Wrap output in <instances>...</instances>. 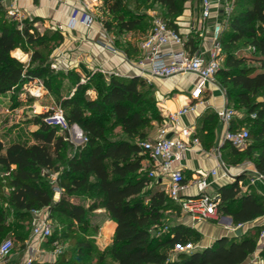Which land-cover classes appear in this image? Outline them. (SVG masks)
Returning <instances> with one entry per match:
<instances>
[{
  "label": "trees",
  "instance_id": "1",
  "mask_svg": "<svg viewBox=\"0 0 264 264\" xmlns=\"http://www.w3.org/2000/svg\"><path fill=\"white\" fill-rule=\"evenodd\" d=\"M154 1L164 9L162 19L167 25L179 30L177 17L183 13L186 0ZM103 2L102 21L107 31H132L142 24L144 16L133 13L126 0ZM40 19L18 21L9 16L0 0V94L19 96L35 79L54 90L56 71L40 50L48 47L50 38L35 27ZM195 33L185 40L192 52L199 48L200 34ZM219 41L223 64L216 76L229 106L237 112L230 127L242 128L240 113L254 124L245 149L224 142V159L233 156L237 158L233 163H238L246 157L264 175V96L253 99L264 94V0H236ZM23 45L32 52L28 64L11 54L14 50L18 56L20 51L15 49ZM138 50L140 53V47ZM125 52L129 55L127 49ZM90 89L98 93L97 97L87 95ZM153 89V83L140 75L93 74L85 83L78 81L76 93L59 101L69 124L82 128L85 141L76 144L68 131L60 132L59 127L47 124V113L34 116L38 128L31 133L32 142L6 145L0 138V240L7 232L26 240L33 210L48 207L51 213L69 221L64 233L71 239L70 249H74L69 250V256L68 250H63L48 264H244L257 251L264 258V244L258 242L261 227L218 237L202 248L177 252V246L199 242L202 233L194 226L176 222L166 234H154L172 205L182 209L160 187L158 178L151 185L148 173L153 166L143 163L150 156L141 142L149 138L152 119L162 120ZM111 119L120 126V137L108 135ZM218 121L214 111L202 118L209 130ZM51 171L59 172L56 186L62 195L58 200L53 196L55 186L48 180ZM220 193V211L231 215L235 225L264 215V194L240 193L238 180L222 186ZM74 194L86 202L71 201L69 197ZM99 208L116 223L112 241L105 249L97 246L93 237L100 228L92 226L90 220ZM61 238L53 229L45 239L46 245L53 247L54 240L61 242ZM95 248L100 249L98 258L86 260Z\"/></svg>",
  "mask_w": 264,
  "mask_h": 264
},
{
  "label": "rangeland",
  "instance_id": "2",
  "mask_svg": "<svg viewBox=\"0 0 264 264\" xmlns=\"http://www.w3.org/2000/svg\"><path fill=\"white\" fill-rule=\"evenodd\" d=\"M61 2H65L66 0H60ZM73 2H70L69 6L67 7V10L69 11V16L72 14L73 11H79L83 12L86 10L91 14L93 17V26H99L100 29L107 35V37L110 40V43L115 46L117 49H119L121 52H125V49L129 51V55H127L131 59H137L140 57L138 48L141 47L142 41L145 39V37L150 33L152 30L155 21L157 18H163L165 16L164 9L157 4L154 0H126L127 4L130 6L133 13H137L141 16H144L142 24L132 31H124L119 33L116 29L113 31H107V29L103 25V19L104 14L102 12V8L104 7L103 0H72ZM2 2H5V6L7 9L9 6H11V0H2ZM39 0H34V4L38 5ZM136 4H141L142 7H136ZM200 0H186L184 2V9L183 13L177 17V22L179 29L181 27V24H179L180 21L183 22V27L181 28H188L191 24V15L195 14V10L199 8ZM17 8L19 9L17 15H12L9 12V16L13 17L14 19L18 21H22L24 19H32L35 17L34 14L28 13L25 11V9H22L20 5V0H17ZM38 17V16H37ZM41 19L35 23V27L41 32L48 34V38H50V41L48 43V47L44 49H40L44 57L46 58L47 62L51 63V66L56 71V76L54 77V90L50 91L48 90L45 85L43 84L41 79H35L30 83H27L25 86L24 91L19 96H12L10 93L0 94V138L4 141L6 145L10 144L13 141H28L32 142V131L36 130L38 128V125L34 123V116H38L44 112H48L49 110H52L53 108H56L58 105H60V100H62L64 97L71 96L74 93H76V88L78 85V81L80 83H85L88 81V79L93 74H98L102 72L104 75L108 76L110 72H113V69H107L105 68H97V67H89L86 64V55L85 51L88 49V45L85 44L84 38H87V32L82 31L81 29L71 30L68 32L65 30V28H61V25L63 22H58L51 17H40ZM190 23L189 25H187ZM183 29L181 35H186L187 37H190L193 34H196L192 31H185ZM181 31V30H180ZM179 31V32H180ZM197 35V34H196ZM202 36L198 35L197 40L198 42H202ZM98 43V42H97ZM99 44V43H98ZM37 48V47H36ZM250 47H247V50H249ZM212 49H213V43H212ZM15 50H19V54H23L22 57L16 56L11 51V54L17 58H19L21 61L25 62L26 64L29 63L32 52L30 50H27L26 46L23 45L22 47L16 48ZM221 55V53H220ZM75 60V62L73 61ZM223 64V60L221 59L220 65ZM117 73V72H115ZM118 74V73H117ZM215 83L220 85L219 78L215 77ZM37 85L40 87L46 88L48 92L45 91L39 92L37 91ZM190 84H187V88H190ZM221 86V85H220ZM222 87V86H221ZM37 88V89H36ZM153 93L154 96H156V99L158 101V109L160 114L162 115V120L157 121L155 119H152L154 123V127L152 128L151 132L158 131V136L161 134L162 129L168 130L171 123H173L176 120L170 119V114L166 112L165 107V99H168L169 97L173 96L174 91L172 90L169 93L163 94V96H159L158 94V88L153 83ZM223 88V87H222ZM224 90V88H223ZM34 91H37V93H34ZM30 95L34 96V99L30 98ZM87 95L91 98L97 97L98 93L95 90L90 89L87 92ZM263 93H259L255 96H253V99H258L263 97ZM210 96L204 95L203 99L206 100ZM231 106V105H230ZM62 107V106H61ZM64 110V109H63ZM245 115L241 114L239 115V127H246L247 129L251 130L253 127V123L249 120L245 119ZM75 125V124H74ZM75 131L78 130V136L81 138L84 136L82 128L76 124ZM109 126L108 135L112 138H117L122 135L121 128L119 125L114 123V121L111 119L110 122L107 123ZM81 130V131H80ZM74 129H72V132ZM60 132H62L60 130ZM148 139H152L149 137ZM74 142V141H73ZM76 144H79L75 141ZM247 147V146H246ZM246 147H243L241 149H245ZM230 160H226L229 164H239L243 162H252V160L243 157L240 159L238 163H233V160L237 158H233V156H230ZM59 175V172H53L51 171L50 177H49V184L56 187L58 184L57 177ZM148 177L151 179V185L153 182H156V177H153L150 175V172L148 173ZM164 188L163 186H160ZM62 193H59L56 189L54 190V199L58 200L61 197ZM71 201L74 202H83L85 203V199L77 194L71 195L70 197ZM173 207L168 209L165 213L166 219L163 221V223L157 227L154 231V234L160 235V234H166L169 231V227L176 223V222H183L187 224V220L184 217L183 212L179 210L177 206L172 205ZM41 216L45 217L47 216L50 221L52 222L53 229L59 232L62 235L61 243L63 245V250H68V256L71 255L74 249H70L71 247V239L69 237L65 236V229L69 224V221L66 219L65 216L59 214V213H51L48 207L42 208ZM35 214H32V217H30L29 222L30 229L28 238L26 240H22L16 237L15 234L7 232V234L0 240V245L8 240L12 239L13 241V249L12 253L14 255H17L18 258L23 256L24 250L27 248L28 244L26 241L34 242L36 240H39V238L32 234V227H33V221H34ZM10 218H12L10 216ZM12 220V219H11ZM91 225L92 226H98L100 230H102L101 234L98 235V237L94 240L96 242H100L105 244V242H111L113 235H112V229H113V223L106 222V215L103 212L102 208H99L96 210L95 213H93L90 217ZM218 221V222H215ZM221 218L218 220H213V222L204 223L208 228L203 230L202 238L199 242L188 244L184 247H176L177 251H191L195 248H202L208 244L213 243L216 238L221 233H228L229 236L234 235V223H223L226 226L221 227L222 229H216L213 230V226H221ZM250 223L244 224L242 229L249 230L248 225ZM210 227V228H209ZM252 229V228H250ZM229 230V232H228ZM253 231H256L253 229ZM253 233V232H252ZM257 233H254V236L256 237ZM40 241H42L43 244H45V239L41 238ZM100 243H97L99 248L105 249L107 245H101ZM48 249H52L51 245L45 246ZM259 250V249H258ZM100 249H94L91 253V256L85 257L86 260H92L95 261L98 258ZM175 252V255H176ZM258 251L255 252L249 260L244 264H255L253 260L256 259V256H258ZM71 261H73V256L70 258ZM53 262V261H51ZM50 262H39L38 260L34 261L33 264H48Z\"/></svg>",
  "mask_w": 264,
  "mask_h": 264
},
{
  "label": "crops",
  "instance_id": "3",
  "mask_svg": "<svg viewBox=\"0 0 264 264\" xmlns=\"http://www.w3.org/2000/svg\"><path fill=\"white\" fill-rule=\"evenodd\" d=\"M70 2L73 1L66 0L65 3L60 0H39L38 5H36L34 4V0H20V5L22 9H25L28 13L34 14L35 17H51L54 18L53 22L54 20L63 22L62 25L68 32L76 29H81L82 31L87 32L88 37L84 38L85 44L88 45V49L85 51V55L87 57L85 58V61L89 67L95 66L97 68H105V70L110 69V71L113 69V72H117L121 75H139L140 69L138 67V62L143 55L141 47L140 57L137 59H131L126 53L121 52L110 43L109 38L99 26L92 25L87 27L79 23L72 26L70 23L69 11L67 10ZM220 11L221 4L214 0L212 14L208 19H205L201 15L200 2L199 8H197V10H195V14L190 17L192 19L191 24H187H190V27L186 29L181 28L183 27V22H179V24H181L179 29V31L181 30V34L184 29L186 32H199L202 36L203 39L202 42L198 44L199 48L197 51L208 55L212 50L213 26L216 19L220 16ZM183 37L185 40L188 38L186 35H183ZM180 48L181 45L179 44H166L162 47V50L167 52ZM73 61L75 62V60ZM147 79L150 80H148L149 82L154 83L157 86L160 97L172 90L174 91L173 96L165 99V107L168 114L176 112L184 106L197 102L192 94L197 82L199 81L198 76L195 74H186L172 78L147 76ZM187 84H190V88H187ZM37 88V91L41 93L42 91H45L46 93L48 92V90L44 87H39L37 85ZM37 91H34V93H37ZM204 95H209L210 97L204 100ZM225 106H229L225 90H223V88L217 83L209 82L207 83L205 91L202 95V101L197 103L196 108L180 114L177 120L171 123L167 130V136L181 137L186 140H192L194 137H198L200 140L199 144H192V147L184 151L182 156L174 162L175 168H181L183 170L185 181L188 184L187 189L181 194L183 196L198 195L201 193V188L197 182L200 177H206L209 181L210 184L207 188L208 192H220V188L222 186L238 180L240 193L256 192L264 194V178H260L259 172L253 162L250 161L239 164H229L224 159L223 150L225 149H223L222 146L225 142L224 133L226 131V125L222 122L220 117L219 121L215 126H213L212 130L208 129L209 126L207 124L203 125L202 118L204 115H207V113L212 111L217 112L218 109ZM149 137L153 139L159 137L158 131L151 132ZM72 140L74 142L76 141L77 143H81V137L78 136V130L73 133ZM143 163L144 165H152V161L150 159H145ZM213 169L217 170L216 175L211 173V170ZM168 181V178H163L160 183L161 186L167 188ZM103 212L105 214L104 209ZM183 214L187 220V224L194 226L202 233L204 229L208 228L204 223L213 222V220H194L190 215L184 212ZM221 216V226H213V230H216L217 228L222 229L221 227H225L226 223H233L231 215L221 212ZM229 217H231V221L229 220ZM106 222L113 223V235L116 225L115 221L109 219L106 215ZM249 223L250 224L247 228L261 227L262 230L264 228V215L256 217ZM245 231L247 230L242 229V232ZM224 235H228V233H221L218 237ZM234 235H237L235 231ZM40 239L41 238L31 243L26 241L28 246L24 250L21 258H18L17 255L11 253L9 258L4 262H0V264H25L27 258L29 257L33 258V263L36 260L39 262L55 261L57 256L53 253V250L44 247L46 242L43 244ZM100 244L107 245L109 242H105V244L102 242Z\"/></svg>",
  "mask_w": 264,
  "mask_h": 264
},
{
  "label": "built area",
  "instance_id": "4",
  "mask_svg": "<svg viewBox=\"0 0 264 264\" xmlns=\"http://www.w3.org/2000/svg\"><path fill=\"white\" fill-rule=\"evenodd\" d=\"M213 1L214 0H200L201 15L203 18L208 19L211 16ZM216 1L221 4V11L219 18L214 22L212 35L213 49L208 55L199 51L192 52L190 49L186 48L183 35H181L179 30L169 27L162 18L156 19L152 30L142 41L141 49L143 55L138 62L140 76L145 78H147V76L172 78L186 74H195L199 78L192 92L197 102L170 113V119L177 120L180 114L194 110L197 103L202 101V95L207 83L215 82L216 73L220 68L221 61L220 53L222 48L219 39L222 30L228 23L229 16L236 0ZM18 11L17 0H11V6L8 8V12L12 15H17ZM93 21V17L86 10L83 12L73 11L70 15V23L72 26L79 23L90 27ZM63 27L64 26L61 25V28ZM166 44H179L181 48L164 52L162 47ZM44 113H47L44 117V121L47 124L59 127L62 132L68 131L72 139L75 128H73V125L69 124L61 106L58 105L56 108ZM217 113L222 122L226 125L224 141L239 148L246 147L250 140L249 129L246 127L231 129L230 127L234 116L237 114L236 110L233 107L225 106L218 109ZM72 129H74L73 132ZM166 134L167 130L162 129L159 137L146 139L141 142L145 150L149 153L150 160L152 161L153 167L150 170V175L158 178L160 181H162L163 178H168L169 181L167 188H165L166 191L178 201L182 212L190 215L194 220H217L221 218V193L207 191L210 183L206 177H200L197 181L201 188L200 194L190 196L181 195L182 192L187 189L188 184L185 181L183 170L181 168H175L174 162L182 156L184 151L190 149L192 144H199V138L194 137L192 140H186L181 137H168ZM85 140L86 138L83 136L81 138V143ZM211 173L216 175L217 170L213 169ZM259 176L260 178H264V175L261 173H259ZM55 189L62 192L58 186H56ZM41 212L42 209L33 210L35 217L32 234L39 238L47 239L53 233V225L47 216H41ZM243 226L244 224H238L235 225L233 229L236 230ZM101 232L102 230L99 229L96 237L102 235ZM259 243L261 245L264 244V228L259 234ZM12 249V239H8L0 245V262H4L9 258ZM52 250L55 255L60 254L63 251L62 243L59 240H54ZM253 262L255 264H264V258L258 255ZM25 264H33V258H27Z\"/></svg>",
  "mask_w": 264,
  "mask_h": 264
},
{
  "label": "water",
  "instance_id": "5",
  "mask_svg": "<svg viewBox=\"0 0 264 264\" xmlns=\"http://www.w3.org/2000/svg\"><path fill=\"white\" fill-rule=\"evenodd\" d=\"M168 137H170V136H168ZM229 220L231 221V217H229ZM235 232H236L237 235H240L241 232H242V228H241V227L237 228V229L235 230Z\"/></svg>",
  "mask_w": 264,
  "mask_h": 264
},
{
  "label": "bare ground",
  "instance_id": "6",
  "mask_svg": "<svg viewBox=\"0 0 264 264\" xmlns=\"http://www.w3.org/2000/svg\"><path fill=\"white\" fill-rule=\"evenodd\" d=\"M18 56H19V57H22V56H23V54L21 55V54H19V53H18Z\"/></svg>",
  "mask_w": 264,
  "mask_h": 264
}]
</instances>
